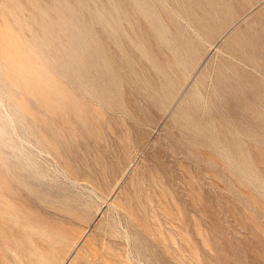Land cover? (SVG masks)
Masks as SVG:
<instances>
[{
  "label": "rangeland",
  "instance_id": "1",
  "mask_svg": "<svg viewBox=\"0 0 264 264\" xmlns=\"http://www.w3.org/2000/svg\"><path fill=\"white\" fill-rule=\"evenodd\" d=\"M0 264H264V0H0Z\"/></svg>",
  "mask_w": 264,
  "mask_h": 264
},
{
  "label": "bare ground",
  "instance_id": "2",
  "mask_svg": "<svg viewBox=\"0 0 264 264\" xmlns=\"http://www.w3.org/2000/svg\"><path fill=\"white\" fill-rule=\"evenodd\" d=\"M51 25H49V28H51L52 29V23H50ZM53 26H55V25H53ZM55 27H58L59 28V31H61L62 32V30L63 29H65V26L64 27H60V26H55ZM57 29V28H56Z\"/></svg>",
  "mask_w": 264,
  "mask_h": 264
}]
</instances>
